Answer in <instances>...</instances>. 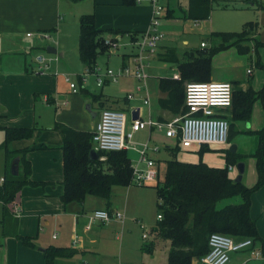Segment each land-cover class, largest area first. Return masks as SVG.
Wrapping results in <instances>:
<instances>
[{"label": "crops", "instance_id": "obj_1", "mask_svg": "<svg viewBox=\"0 0 264 264\" xmlns=\"http://www.w3.org/2000/svg\"><path fill=\"white\" fill-rule=\"evenodd\" d=\"M77 1L81 2V0ZM95 1L96 4L101 6L94 7V12L81 13V15L93 13L95 25L98 29L120 31L124 35L121 38L123 41L125 40V35L141 36L150 31L152 10L146 1L137 3L134 6L123 5L122 0ZM69 2L68 0H0L1 146L5 141L3 128L34 127L36 130L29 140L14 141L10 144V149L15 151L29 148L27 159L31 167V180L54 184L44 188L24 187L18 193L14 202L9 205L13 217L12 220L7 221L5 224L1 223L3 219V203L0 202V264H44L43 251L49 246L72 248L78 251L79 254L73 258L57 262V264H72L71 261L77 257H79L78 259H84L90 254H95L93 251L94 242L84 238L87 236L85 235L86 233L92 232L93 235L98 237L102 234L104 228H115L124 225V221L116 219H111L105 223H97L91 219L93 211L106 210L105 201L100 198L92 201L91 197L87 196L82 205L75 202L66 205L61 203L59 197L63 193V187L60 184L63 179V152L61 149V137L53 130L56 124H62L77 131L93 133L99 113L103 107L102 105H104L103 103L125 112L128 120L127 133H130L129 124L131 113L134 109L138 111L139 118L143 120L151 119L157 122H166L176 117L171 112L161 109L158 105V100L166 97V94L158 89V80L161 78L173 79V75L178 73L175 67H173L174 70L169 75L146 79L147 88L149 89L146 90L145 87L141 92H135L138 81L129 76L121 77L123 79L121 80L123 81L121 86L125 91L119 94L106 93L110 81H104L101 87H96L98 90H92L88 85L89 74L83 82L81 81V86H79L77 92L72 93L65 82V78L68 76L83 77L85 68L79 57H77L80 64L72 66L71 69L70 58L66 57V50L60 43L55 42L56 47L53 48L57 52L56 57L59 60H64L70 70L74 72L64 73V71H60L59 65L57 66L58 62H56L54 70L52 67L51 71L49 70L45 74L39 75L35 73L34 58L37 55L46 53L47 47L43 46L39 40L45 39V35L52 33V30L58 34L63 32L61 30L65 28V24L68 22V8L71 6ZM73 2L76 1L74 0ZM250 4L251 8L256 10L257 3L251 2ZM166 20L178 23L187 19L174 15L172 18H163V22ZM257 20L259 25L258 33L260 35V31L264 28H261L264 25V11L260 10ZM189 21L194 25L202 22ZM163 22L161 23L162 25H164ZM35 35L38 36V39L34 38ZM166 37V34H163L164 39L162 38L163 41L159 44L157 58L155 57L150 61L155 60L166 63L163 62L162 58L159 60L158 57L166 54L168 50H175L174 47L168 45L169 40H165ZM77 39L76 37L75 52L78 55ZM201 43L205 42L201 41L199 48ZM184 44L187 45V42L185 41ZM117 51L99 56L96 62V69L99 65V58H103L108 65L109 61L115 57L118 62L117 68L128 66L127 63L129 61L125 56L127 50ZM75 68H79V72H75ZM150 80H155L156 88L152 89ZM230 83L233 84L235 82ZM152 93L155 96L150 98ZM128 94L134 95V98L130 101L125 98ZM152 99L154 100L152 101ZM144 101H147V104H144ZM171 140L164 135V132L157 130H140L133 133L130 143L134 149L125 150L130 160L131 168L136 165L139 157L137 151L143 145H148L151 149L157 148V152L149 151L148 155L150 159L155 161L160 173L161 162L165 163L169 160V158L166 160V157L161 158L159 156L160 151L163 150L165 155L171 156V149H169L171 146L168 144ZM0 152L2 160L0 171L1 185L6 172V154L2 149ZM243 164L244 172L240 182L245 186L251 185L256 179V174L253 171L251 176L247 178L246 169L247 166L249 169L250 165L248 162H243ZM140 167L144 166L140 164ZM233 168H230L229 171H232ZM229 177L235 180L238 177L237 172H235L234 176ZM151 186L153 185L141 188H149ZM132 187L134 188L132 185L112 188V191L114 189H124L126 194L124 202L117 203V205L111 198L109 209L111 213L121 212L123 214L126 212L131 194L128 192H130L129 188ZM90 204H93V206L88 208ZM250 216L256 223L259 237L264 241V185L251 196ZM156 222L158 220L149 227L138 223L139 229V224H141L147 231V238L144 240L147 241L150 234L154 238L152 230L155 228ZM86 224L92 229H89ZM93 226L99 228L97 232L93 230ZM140 230L142 238L144 230ZM14 231L20 236L32 238L34 246H24L20 240L13 236ZM154 240L158 241L159 239L154 238ZM167 243L170 246L169 242ZM255 248L258 249L259 245H256ZM153 250L154 246L151 253H149L150 255H152ZM258 259L263 258H253L250 255V251L247 250L231 254L230 263L249 264V261ZM83 262L81 261L80 264H83Z\"/></svg>", "mask_w": 264, "mask_h": 264}, {"label": "trees", "instance_id": "obj_2", "mask_svg": "<svg viewBox=\"0 0 264 264\" xmlns=\"http://www.w3.org/2000/svg\"><path fill=\"white\" fill-rule=\"evenodd\" d=\"M122 3L125 6L136 4L135 0H122ZM212 4L213 0H187L185 18L191 21L207 20L211 14ZM256 6V10L264 11L263 4L257 3ZM258 31L257 22H248L243 25L240 32H213L209 38L215 43L209 47L204 43V48L194 51L196 57L182 63L178 61L174 49L161 55L163 62L175 66L180 79L158 80V89L166 94L164 99L158 100L159 107L174 116L184 114L182 81L207 82L211 76L212 58L229 48H235L239 54H248L251 51L257 54L258 48L264 47V42L258 38ZM104 34L123 33L114 29H98L93 14L79 17L77 50L85 74H92L96 70L99 56L116 51L112 45L104 44ZM248 42L253 46L247 45ZM77 81L81 86L83 77H78ZM232 90V105L228 111L230 122L227 116L225 117L229 123L227 145L232 143L237 135H255L256 148L248 155L222 150L225 155V166L218 168L210 167L201 161L197 164L177 161L176 153L180 146L178 142L175 143V147L170 151L172 158L165 162L163 181L154 187L157 209L162 219L156 222L152 232L155 239L170 244L167 264H192L193 260H200L208 252V238L213 233L228 236L236 241L250 239L253 243L252 248L256 249V245H259L258 249L264 259V241L259 237L256 223L250 216L251 196L264 185V126L253 132L233 130L234 123H246L250 120L254 103L264 99V89L256 91L249 86L241 90L234 85ZM35 130L34 127L3 128L5 141L1 149L6 154V172L0 185L3 224L12 220L9 205L24 187L44 188L54 185L31 180V167L27 159L29 148L15 151L10 149L12 142L29 140ZM53 130L62 140L63 179L60 184L63 193L59 197L61 203L66 205L75 202L82 205L87 196L100 198L105 201L106 210L111 214L109 209L112 188L132 185V168L126 152L95 151L96 155L92 157L91 152L94 151L92 133L77 131L62 124H56ZM209 151V146H201L197 153L201 159L203 154ZM245 157L254 160L256 182L250 187L229 177V168ZM16 158L20 159L19 174L13 175L12 162ZM236 197L240 199L239 202L229 200ZM224 201L225 204L218 207ZM13 236L26 247L34 246L32 238L20 236L16 231ZM152 249V244L144 248L148 253H151ZM77 254L79 252L72 248L49 246L43 251L44 264H57L58 261L69 260Z\"/></svg>", "mask_w": 264, "mask_h": 264}, {"label": "rangeland", "instance_id": "obj_3", "mask_svg": "<svg viewBox=\"0 0 264 264\" xmlns=\"http://www.w3.org/2000/svg\"><path fill=\"white\" fill-rule=\"evenodd\" d=\"M68 22L65 24L60 34H55L54 32L45 35V39L39 40L42 42L43 46L56 47L55 42L60 43V45L66 50L67 56L70 58V66L79 65L78 55L75 52L76 37L78 38V22L79 17L82 16L81 13L94 12V7L101 6L96 4L95 0H81V2H73L74 0H68ZM256 2L264 5V0H213L212 9L210 17L207 20L202 21L199 24L194 25L189 20H181V22L164 21L163 18H172L174 15L184 17L186 12V0H160V5L164 7L165 12L163 18L159 21L160 25L156 26L158 33L166 34V39L168 45L175 48L178 61L180 63L185 62L188 59L196 57L194 51L199 48L201 41H204L207 46H211L213 42L209 36L213 32H240L243 25L248 22H257L258 13L255 9L251 8L250 3ZM137 4V3H136ZM93 14V13H90ZM87 15V14H84ZM164 23L162 25L161 23ZM261 26V25H260ZM264 25L261 26L263 28ZM264 28L260 31L258 36L261 42H264ZM123 34H104V44L109 43L110 45H115L117 52L122 50H127L125 55L128 58L129 63L127 65L134 69L136 64L142 65V74L145 76V87L146 90L149 77L166 76L171 74L174 70L170 64L150 61L153 58H157V51L159 44L151 58L147 61L141 60L144 56V52L139 47V42L141 41V36L135 35H125V40H121ZM34 38L38 39L35 35ZM78 40V39H77ZM164 40V41H165ZM187 42V45L184 42ZM247 45L252 47V43L248 42ZM46 47V48H47ZM44 57L52 59L50 63V71L55 65H59V70L66 72H74L70 70L68 64L64 60H59L56 55H49L47 53H42ZM41 54V55H42ZM56 59V61H54ZM160 60L161 57L159 56ZM99 65L97 66V72L99 76L105 75L107 69L112 70L117 73L120 68H117V60L115 57L109 61L108 65L104 62L103 58H99ZM259 63V65H258ZM65 68V69H64ZM55 72V71H53ZM75 72H79V68H75ZM211 74L207 82H235L234 85L239 89L245 90L251 86L254 90L258 91L264 89V47L258 48L257 54L252 51L248 54H239L235 48H229L223 52L216 54L211 60ZM179 79L180 76L176 74ZM127 77V76H125ZM134 79L133 74L129 76ZM71 82L76 83L77 89L79 88L76 76H68ZM88 85L92 90H98L96 87H101L98 85L96 76L90 74L88 77ZM124 78V77H123ZM110 82L106 93L109 94H119L124 92L125 89L122 88L121 83L122 78H118L116 81ZM135 81V80H134ZM152 89L155 87V80H150ZM229 81V82H227ZM188 82L182 81V87H184ZM204 83V82H203ZM231 84V83H230ZM233 85V84H231ZM234 85L232 87H234ZM235 89V88H234ZM155 93V92H154ZM155 96V94H150ZM154 99H152L153 101ZM102 110L114 109L119 110V108H113L111 105L103 103ZM227 119L230 122V113H226ZM264 126V102L258 100L254 103L251 118L246 123H234L233 130L242 131L251 130L258 131ZM1 141L0 137V151H1ZM168 144L173 148L175 147V141L171 140ZM257 144V139L255 135H237L233 138L232 143L226 146H209L210 151L203 154L200 159L197 151L198 148L195 146L189 149L180 148L176 153V160L183 163L197 164L198 162H203L210 167L222 168L225 166L224 150H229L231 145L236 146L238 154L248 155L251 154ZM169 147V149H172ZM224 152H223V151ZM160 157L166 160L172 158L171 156L165 155L164 151H160ZM1 153V152H0ZM1 156V154H0ZM248 162L250 168L247 166L246 177H250L253 171L255 172L254 160L249 157L243 158L240 162ZM242 162V163H243ZM135 165V164H134ZM2 166V160L0 157V171ZM234 167V168H233ZM232 171H229V176H234L236 169L233 166ZM160 181L149 188L136 187L133 182L134 188H129V204L127 206L126 212L123 213L124 225L115 228H104L102 234L98 237L93 235L92 232L86 233L84 238L90 239L94 242V255L90 254L84 259H78L79 257L72 260V264H80L84 261L86 264H167V252L170 248L167 242L162 240H154V238L149 235V239L146 241L141 238V230L138 228V223L149 227L155 223L157 220V215L160 213L156 207V191L154 187L159 186L164 177L165 163L160 164ZM133 177V176H132ZM246 179V178H245ZM256 182V179L251 183V185H246L248 187L252 186ZM126 191L114 189L112 191L111 198L114 203L124 202ZM92 201L96 198L91 197ZM231 202H239L238 197L229 199ZM228 200V201H229ZM226 201L220 203L218 207H222ZM93 204L88 205L91 208ZM99 223V222H97ZM86 226H88L86 224ZM89 229L92 227L88 226ZM99 228L93 226L94 231H98ZM81 232H83L81 230ZM167 243V244H166ZM152 244L154 250L152 255L144 250L146 246ZM192 264H198V261L193 260ZM249 264H264V259L251 260Z\"/></svg>", "mask_w": 264, "mask_h": 264}, {"label": "built area", "instance_id": "obj_4", "mask_svg": "<svg viewBox=\"0 0 264 264\" xmlns=\"http://www.w3.org/2000/svg\"><path fill=\"white\" fill-rule=\"evenodd\" d=\"M146 1L152 10L150 31L141 36L139 47L145 53L141 60L147 61L151 58L163 38V34L158 33L156 26L163 18L164 7L160 5V0H135L136 3ZM109 44V43H106ZM115 48V45H112ZM201 48L205 47L201 43ZM37 55L34 58L35 73L42 75L50 70L52 59ZM142 65L136 64L134 69L125 66L117 73L107 69L105 75L99 76L97 69L92 73L96 76L98 85L102 86L104 81H116L123 76H131L138 81L135 92H141L145 88V76L142 74ZM89 74H84L85 77ZM174 80H179L177 75H173ZM72 93L77 92V85L65 78ZM232 86L226 82H202L187 83L184 86V107L185 112L166 122H157L151 119H140L130 121V133L126 132L128 120L124 111L105 109L99 113L98 121L92 133V146L94 151H125L134 149L130 143L132 134L140 130H157L164 132L168 139L178 142L180 148L188 149L193 146H226L229 134V123L225 118L226 113L232 105ZM126 100L134 98L133 94L126 95ZM147 104V101H144ZM135 111V109L133 110ZM149 151L157 152V148H149L143 145L138 150L136 165L132 168V182L136 187H146L156 185L160 181V173L155 161L149 158ZM142 164L144 167H140ZM230 169V168H229ZM134 185V186H135ZM133 186V184H132ZM91 219L96 222H109L111 219L123 221L121 212L109 213L106 210L93 211ZM162 219L157 215V220ZM140 229L144 230L143 239L147 238L146 229L139 224ZM250 239L236 241L228 236L213 233L208 238V252L199 260L200 264H231V254L241 251H250L253 258H261L262 254L258 249H254ZM83 264H86L83 262Z\"/></svg>", "mask_w": 264, "mask_h": 264}, {"label": "water", "instance_id": "obj_5", "mask_svg": "<svg viewBox=\"0 0 264 264\" xmlns=\"http://www.w3.org/2000/svg\"><path fill=\"white\" fill-rule=\"evenodd\" d=\"M46 53L47 54H50V55H56V50L54 48H51V47H47L46 48ZM139 118L138 116V111H133L131 113V120L134 121V120H137ZM229 151L231 153H235L236 152V146L235 145H231L229 147ZM96 155V152L95 151H92L91 152V156H95ZM19 161L20 159L19 158H16L13 162H12V173L13 175H18L19 174ZM235 169H236V172H237V175L238 177L234 180L236 182H240L241 180V176L244 172V164L242 162H239L235 165ZM195 261H199L198 259H195Z\"/></svg>", "mask_w": 264, "mask_h": 264}]
</instances>
